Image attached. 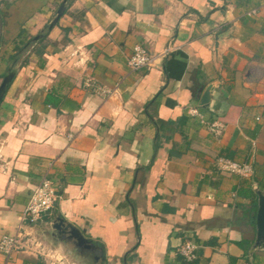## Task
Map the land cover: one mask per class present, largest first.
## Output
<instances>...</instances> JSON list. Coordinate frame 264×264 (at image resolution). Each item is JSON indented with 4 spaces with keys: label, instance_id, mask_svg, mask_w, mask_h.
Masks as SVG:
<instances>
[{
    "label": "crops",
    "instance_id": "crops-1",
    "mask_svg": "<svg viewBox=\"0 0 264 264\" xmlns=\"http://www.w3.org/2000/svg\"><path fill=\"white\" fill-rule=\"evenodd\" d=\"M0 19V74L14 70L0 101V235L16 231L43 175L59 196L23 227L40 247L23 238L0 264H176L188 239L197 264H264L253 246L264 0H4ZM20 31L34 43L10 60ZM135 44L153 61L133 71ZM86 79L115 91L101 97ZM188 107L220 120L221 133ZM219 156L249 162L251 175L216 169ZM57 217L93 248L64 239Z\"/></svg>",
    "mask_w": 264,
    "mask_h": 264
},
{
    "label": "built area",
    "instance_id": "built-area-1",
    "mask_svg": "<svg viewBox=\"0 0 264 264\" xmlns=\"http://www.w3.org/2000/svg\"><path fill=\"white\" fill-rule=\"evenodd\" d=\"M4 0H0V5ZM255 10H249L246 12L247 16L253 15ZM166 49L165 51H167ZM153 61V55H151L145 48L135 44L131 49L130 55L126 59V65L130 70H138L140 68L149 66ZM85 89L91 90L92 92L100 95L101 97H109L113 94L115 89H108L103 86L96 85L90 79H86L83 82ZM187 111L189 114L197 117L199 123L203 125L210 133L218 136L223 130V123L220 120H206L203 116L194 108L188 107ZM71 137V135H68ZM52 164L50 161L48 167ZM213 165L216 169L237 174L243 178H248L252 173V166L249 162L238 161L227 157H217ZM56 188L53 186L51 181L46 175L38 181L35 187L30 192L27 201L18 216V224L16 231L12 234L0 235V255L3 263H7L12 252L17 249L23 238L28 241V246H34L36 249L40 247L39 242L30 234L24 230L25 225H32L39 221L41 217L49 212L55 205L58 199ZM197 245L192 239L185 240L182 242L177 250V253L183 257L186 261L195 259V249Z\"/></svg>",
    "mask_w": 264,
    "mask_h": 264
},
{
    "label": "water",
    "instance_id": "water-1",
    "mask_svg": "<svg viewBox=\"0 0 264 264\" xmlns=\"http://www.w3.org/2000/svg\"><path fill=\"white\" fill-rule=\"evenodd\" d=\"M64 10V1L58 6L55 11L53 19L48 23L47 28H50L57 19L61 16ZM1 28V19H0ZM14 75V70L9 69L0 80V101L3 97L4 91L10 83ZM208 88H206L201 96L200 105L204 106L208 101ZM256 212L254 215L255 222V239L254 247H264V194L256 191ZM52 227L63 234V238L73 244V246L79 250H87L93 248L91 242L86 239L75 227L69 223H65L63 219L57 217L52 223ZM95 257V256H94Z\"/></svg>",
    "mask_w": 264,
    "mask_h": 264
},
{
    "label": "trees",
    "instance_id": "trees-1",
    "mask_svg": "<svg viewBox=\"0 0 264 264\" xmlns=\"http://www.w3.org/2000/svg\"><path fill=\"white\" fill-rule=\"evenodd\" d=\"M31 43H34L32 37H25L23 34V31H20L17 36L13 39V44H14V52L11 55H8V58L10 60H14L18 54L23 50V48ZM8 70V67L4 69V71L0 74V77H3V75L6 73ZM252 196L254 197L253 200V206H255V195L252 193ZM176 264H197L196 258L191 260V261H186L183 259V257L179 254L176 255Z\"/></svg>",
    "mask_w": 264,
    "mask_h": 264
}]
</instances>
